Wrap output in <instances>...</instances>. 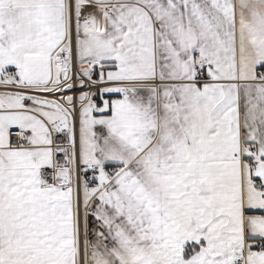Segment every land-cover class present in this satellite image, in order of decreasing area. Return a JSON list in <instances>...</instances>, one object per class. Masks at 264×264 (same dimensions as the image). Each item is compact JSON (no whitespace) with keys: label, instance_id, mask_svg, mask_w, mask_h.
<instances>
[{"label":"snow or ice","instance_id":"6c2138e0","mask_svg":"<svg viewBox=\"0 0 264 264\" xmlns=\"http://www.w3.org/2000/svg\"><path fill=\"white\" fill-rule=\"evenodd\" d=\"M0 264H264V0H0Z\"/></svg>","mask_w":264,"mask_h":264}]
</instances>
